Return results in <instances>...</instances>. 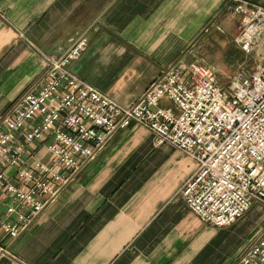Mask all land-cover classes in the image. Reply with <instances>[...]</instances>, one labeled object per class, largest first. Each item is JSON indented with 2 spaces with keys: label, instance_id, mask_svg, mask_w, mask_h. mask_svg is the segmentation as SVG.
Wrapping results in <instances>:
<instances>
[{
  "label": "crops",
  "instance_id": "obj_1",
  "mask_svg": "<svg viewBox=\"0 0 264 264\" xmlns=\"http://www.w3.org/2000/svg\"><path fill=\"white\" fill-rule=\"evenodd\" d=\"M230 12L225 0H0V117L41 86L45 57L81 39L69 70L131 106L158 76L197 62L198 49H231ZM157 107L176 114L167 98ZM47 145L30 146L29 162L50 163ZM196 170L146 128L119 129L17 239L0 231V264H236L264 211L227 228L202 223L179 195Z\"/></svg>",
  "mask_w": 264,
  "mask_h": 264
},
{
  "label": "built area",
  "instance_id": "obj_2",
  "mask_svg": "<svg viewBox=\"0 0 264 264\" xmlns=\"http://www.w3.org/2000/svg\"><path fill=\"white\" fill-rule=\"evenodd\" d=\"M225 1L240 18L238 43L249 54L264 33V6ZM86 48L81 39L60 57H46L41 86L0 117L2 233L17 239L110 136L132 124L196 162L179 195L202 223L227 228L253 205L264 207V61L250 75L237 74L228 90L205 65L170 68L121 107L70 72ZM164 98L176 114L157 107ZM45 143L51 162H29L37 151L29 147ZM236 264H264V229Z\"/></svg>",
  "mask_w": 264,
  "mask_h": 264
},
{
  "label": "rangeland",
  "instance_id": "obj_3",
  "mask_svg": "<svg viewBox=\"0 0 264 264\" xmlns=\"http://www.w3.org/2000/svg\"><path fill=\"white\" fill-rule=\"evenodd\" d=\"M230 8L233 13L232 6H230ZM232 13L230 12V15H232ZM233 15L237 17L236 21L233 22V24L231 25L233 26L234 37L232 36L228 39L229 45L232 46V48L231 49H198L197 62H193L211 68L215 73L218 85L222 87L224 90H228L230 88L232 80L237 74L240 73L244 75H250L255 70L256 66L262 61H264V33L261 34V36L256 40V42H254L253 50L249 54H246L241 49L240 43H238V39H237L241 33L240 18L234 13ZM191 64L192 63H190L189 65ZM189 65H187L185 71H187ZM45 72H46V68H45ZM14 102H12L11 105ZM9 107L5 110V112L9 109ZM252 207H253L252 209L253 214L255 213L257 215L261 214V212L257 209L258 207L257 204L253 205ZM259 207L262 209V211H264L263 206L259 205ZM259 219L260 220L258 221L256 228L251 232L250 243L257 236V234L260 231H262V229H264V221H263L264 219H262V217Z\"/></svg>",
  "mask_w": 264,
  "mask_h": 264
}]
</instances>
